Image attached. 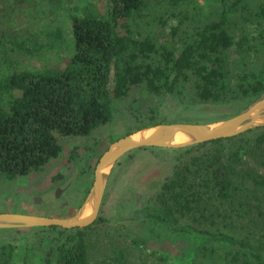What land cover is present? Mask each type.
I'll list each match as a JSON object with an SVG mask.
<instances>
[{
  "label": "trees",
  "instance_id": "obj_1",
  "mask_svg": "<svg viewBox=\"0 0 264 264\" xmlns=\"http://www.w3.org/2000/svg\"><path fill=\"white\" fill-rule=\"evenodd\" d=\"M146 1L105 0V17L81 10L80 16L71 18L69 38L60 30L53 35L47 29L50 41L45 44L0 35V174L6 179L42 170L59 156L60 137H88L111 123L115 101L132 87L144 84L154 95L174 96L193 79L195 97L203 103L264 91L262 81L250 83L245 74L233 87L228 52L233 47L243 53L251 48L245 38L235 42L224 12L190 42L170 50L148 37L140 39L134 30ZM260 39L264 50L263 34ZM62 42L69 57L62 65L58 61L50 66L45 52ZM20 57L35 59L41 67L26 68L19 64ZM154 57L157 64L149 61ZM200 148L212 150L179 160L155 203L139 210L141 217L200 243L222 244L227 251L218 264H252L249 258L264 264V224L247 211L249 198L259 203L258 193L264 192V127L194 145L189 151ZM246 158L256 159V167L247 168ZM70 161L77 163L76 149ZM91 227L43 228L52 234L43 264H89ZM121 255L115 254L111 264H121ZM14 256L13 245L0 247V264H30L26 257L15 263Z\"/></svg>",
  "mask_w": 264,
  "mask_h": 264
},
{
  "label": "rangeland",
  "instance_id": "obj_2",
  "mask_svg": "<svg viewBox=\"0 0 264 264\" xmlns=\"http://www.w3.org/2000/svg\"><path fill=\"white\" fill-rule=\"evenodd\" d=\"M172 2L146 1L140 24L134 29L140 39L148 37L157 46L178 50L205 25L219 21L224 12L227 30L235 42L245 38L251 48L243 53L233 47L228 52L233 87L241 74L249 76L250 83L254 79L264 83V50L260 45V35H264V0H180L176 5ZM81 10L107 15L105 0L4 2L0 4V35L35 38L45 44L50 41L48 29L53 35L60 30L63 37L69 38L71 18L80 16ZM65 43L45 52V61L50 66L68 59L70 52ZM18 60L26 68L41 67L35 59ZM149 61L157 64L158 57ZM263 98L264 91L258 96L231 95L223 102L203 103L195 97L193 79L174 96L154 95L144 84L132 87L125 97L115 101L117 112L111 123L88 137H60L59 156L42 170L12 180L0 174V213L72 218L83 206L92 187L96 164L111 142L152 124L205 125L224 121ZM225 145L226 150L229 144ZM209 148L190 151L143 148L114 163L97 219L88 234L89 264H111L112 257L119 252L121 264H218V257L227 251L222 244L200 243L186 234L172 232L163 224L145 220L139 213L146 204L155 203L161 185L172 175L179 160L212 150ZM74 149L78 153L76 164L70 161ZM246 163L247 168H254L257 161L246 158ZM247 189L252 191L250 184ZM258 197L259 203L248 197L247 211L250 218L264 224V192L258 193ZM51 236L40 228L0 230V247L8 244L15 247V263L26 257L30 264H43ZM249 261L256 264L251 258Z\"/></svg>",
  "mask_w": 264,
  "mask_h": 264
},
{
  "label": "water",
  "instance_id": "obj_3",
  "mask_svg": "<svg viewBox=\"0 0 264 264\" xmlns=\"http://www.w3.org/2000/svg\"><path fill=\"white\" fill-rule=\"evenodd\" d=\"M264 127V98L256 101L244 112L213 124L175 123L145 128L117 139L100 156L92 187L78 213L69 219L27 214L0 213V230L43 229L57 227L64 230L83 229L97 219L109 171L124 155L142 148L184 149L215 140L229 139L252 129ZM154 129L151 135L139 139L134 135ZM181 134L185 140L173 143Z\"/></svg>",
  "mask_w": 264,
  "mask_h": 264
},
{
  "label": "bare ground",
  "instance_id": "obj_4",
  "mask_svg": "<svg viewBox=\"0 0 264 264\" xmlns=\"http://www.w3.org/2000/svg\"><path fill=\"white\" fill-rule=\"evenodd\" d=\"M154 129H151L150 131H147V132H144L142 134H137V135H134L133 138L135 139H139V138H142V137H146L148 135H151L154 131ZM154 134V133H153ZM185 140V137L182 136L181 134H178L175 139L173 140V143H179V142H182Z\"/></svg>",
  "mask_w": 264,
  "mask_h": 264
}]
</instances>
